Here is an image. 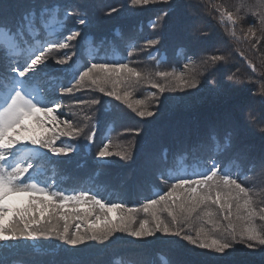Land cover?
Returning a JSON list of instances; mask_svg holds the SVG:
<instances>
[{
  "label": "snow or ice",
  "instance_id": "obj_1",
  "mask_svg": "<svg viewBox=\"0 0 264 264\" xmlns=\"http://www.w3.org/2000/svg\"><path fill=\"white\" fill-rule=\"evenodd\" d=\"M129 4L138 8L168 7L149 21L152 35L144 38L143 44L130 42L125 58L85 59L71 79L53 85L46 71L49 65L75 64L77 52L63 51L76 47L73 41L81 50L84 48L83 29L91 22L87 5L77 0H28L18 15L11 16L13 5L0 0V244L7 248L8 241L56 239L70 251L87 247L90 242L105 244L122 233L136 240L178 238L174 242L182 244L193 257L187 264H236L237 254L264 260V183L257 186L254 182L264 175V151L254 154L234 149L232 130L223 135L211 130L204 139L177 141L174 150L163 147L151 156L148 166L154 169L156 181L167 187L153 190L135 206L105 202L88 191L65 193L52 187L54 179L49 183L41 178L45 163L70 159L78 151L76 144L62 138L95 143L98 117H94V106L102 99H75L65 105L64 97L99 92L143 120L159 115L160 97L165 92L198 89L205 74L210 85L219 86L215 73L227 65L229 57L218 52L197 60L180 48L177 55H183L182 69H161L167 61L158 58L163 40L157 29L174 12L193 19L198 11L213 15L228 26V35L238 42L247 41L253 52L264 46V0H241L233 9L185 0H129ZM119 11L118 6L108 7L103 15L110 17ZM249 16L253 19L237 35L238 25ZM194 31L199 33L197 40L207 38L206 31ZM142 54L155 62L153 71H143L136 66L143 61L129 59ZM244 59L251 69L247 81L237 75L238 69L227 76V81L231 86L252 85L247 88L248 100L240 107L237 119L264 137V74L257 77L256 65L246 56ZM145 85L156 91L136 99V87ZM85 106L88 111H84ZM65 108L73 118L62 115ZM74 108L83 111V123L74 119ZM142 131L133 130L135 136ZM133 147L134 142H130L114 150L108 139L98 146L94 158L108 160L115 156L128 163L135 158ZM188 160L196 163L192 171L183 166ZM176 163H180L179 171L172 170ZM69 203L72 209L65 211ZM193 221H198V226ZM160 260L161 264H171L166 257ZM0 264H7L5 257H0Z\"/></svg>",
  "mask_w": 264,
  "mask_h": 264
},
{
  "label": "trees",
  "instance_id": "obj_2",
  "mask_svg": "<svg viewBox=\"0 0 264 264\" xmlns=\"http://www.w3.org/2000/svg\"><path fill=\"white\" fill-rule=\"evenodd\" d=\"M6 4H11L13 7L9 9V15L15 16L23 9L28 0H4ZM49 2L64 3L65 0H49ZM78 3L85 4L88 7L90 25L83 29L82 36L86 43L83 50L73 41L76 47L63 51H76L77 55L73 57L75 64L71 61L68 65H49L46 71H51L49 79L53 84L58 82H66L71 79L72 72L70 67L78 68L85 59L91 60L95 57L101 61H119L127 56V49L131 41H135L137 46L143 44L144 38L152 35V30L148 27L149 21L153 19L158 11L166 8V5H149L146 8L132 7L129 0H77ZM186 3H203L206 6L209 4H222L229 9L241 3V0H185ZM248 2H252L248 0ZM118 6L120 11L110 17L103 15V12L108 7ZM62 15V13H61ZM196 15L203 19V24H195ZM252 17H247L244 22L237 27V35H240L241 28H247ZM191 25V26H190ZM209 25V27H207ZM69 21V27H71ZM185 28V30H184ZM194 28H199L207 32V38L197 40L199 33L194 31ZM213 28L218 35H214ZM162 36V45L158 46L159 57L166 58V63L160 67L162 70L176 67L182 69L184 63L183 55H177V50L184 48L188 55L194 59L200 57L220 53L229 57L227 65L215 73V79L218 82V87L214 88L208 83L207 74L202 77V83L198 89H189L185 92H165L160 97L162 104L159 108V115L155 118L141 119L136 116L130 109L112 97H106L99 94L93 96L78 92L74 97H64L63 103L71 105L75 99H91L100 97L102 102L100 105L94 106L98 108L94 113V117H98V126L96 129L95 143L87 145V142L80 138L79 140H67L66 142L76 144L78 151L71 155L70 159H63L59 163L66 169L65 178L54 189L72 193L74 191L66 189L68 185L74 188L75 185H81L91 194H98L105 202H123L127 206H135L143 201L145 196L151 194L153 190H166V185L159 184L154 175V169L148 166V158L158 152H153L151 149L156 147L159 151L163 147L175 149L177 141L185 143H194L206 138L209 131H206V126H200L196 118L200 114L198 112L208 114L212 130L217 131L220 135L232 130L234 126L228 123L227 126L222 125V114H226L231 120L230 112L235 108L241 107L247 100V88L252 85L244 83L236 86H231V82L227 81V76L233 71H237V75L247 81V77L251 74V69L244 59L246 56L257 67V77L264 74V46L260 47L259 52H253L247 41H237L228 35V26L221 24L213 15L201 14L199 11L194 14V19L186 17L179 12H174L173 15L162 21V27L157 29ZM177 33V34H176ZM173 35V36H172ZM177 35V36H176ZM180 39L175 46L174 59L170 58L171 42H175V38ZM217 43L214 50H207L210 42ZM226 44L229 45L226 46ZM264 45V41H262ZM206 46V47H205ZM154 51V50H150ZM243 52L244 56L240 53ZM61 53H57L60 55ZM79 54V56H78ZM129 59H136L135 57ZM143 61L139 63L143 71H153L155 62L149 61L146 55L142 54L138 58ZM149 91H156L145 86H137L134 91L136 99H143ZM151 103V101H149ZM84 107V111L87 110ZM77 112L74 118L79 123H83V111L80 108L71 109ZM67 118H73L69 115V109H63ZM80 111V114L78 112ZM195 115V116H191ZM123 116V117H122ZM127 121L133 127L126 135V139H120L122 146H128L130 142H134L132 151L134 160L125 163L119 158L116 160L97 162L94 158L98 146L106 142L108 139H113L114 130L119 124ZM186 121V125L181 133L174 135V130L177 125ZM196 121V122H195ZM238 120L235 119L236 123ZM193 124V128L189 126ZM130 127V126H129ZM182 127V126H181ZM250 139L248 144H252L261 137L254 127H250ZM122 135L127 129L122 127ZM134 129H143L140 136H135ZM118 130V129H117ZM157 130V131H156ZM203 130V132H201ZM201 132V133H200ZM200 135L197 137V135ZM189 136V137H188ZM129 139V141H125ZM234 149L235 146H234ZM243 150V148H242ZM257 149H253V145L249 152L256 154ZM118 159V160H117ZM173 162L170 161V164ZM183 166L192 171L196 168V163L193 160H188L183 163ZM173 171L180 170V163L173 164ZM48 179V178H47ZM252 183L251 181H249ZM248 182V183H249ZM76 192V191H75ZM79 192V191H78ZM264 199V196L261 197ZM71 203L66 206L65 211H70ZM111 215V214H110ZM139 216H143L142 213ZM62 223V222H61ZM198 221H193L194 226H198ZM138 226V223L137 225ZM159 235V234H158ZM178 238L160 237L147 238L145 240H136L126 234L117 233L110 242L100 244L90 242L87 247L81 246L79 250L66 251L69 246L64 245L56 239L40 238V245L46 248V254L39 252L28 253L24 251L28 264H161L160 257H166L171 261V264H187V261L193 259L185 250L182 244L174 242ZM28 242L25 240V243ZM11 241H9L10 245ZM15 245V243H12ZM20 249H23L24 244L17 243ZM239 247V246H238ZM9 248L0 245V257H5L6 260L10 256ZM14 258L10 256L9 260ZM236 264L244 261L245 264H264L259 256L244 257L242 254H237L234 257ZM15 264H23L14 261Z\"/></svg>",
  "mask_w": 264,
  "mask_h": 264
},
{
  "label": "rangeland",
  "instance_id": "obj_3",
  "mask_svg": "<svg viewBox=\"0 0 264 264\" xmlns=\"http://www.w3.org/2000/svg\"><path fill=\"white\" fill-rule=\"evenodd\" d=\"M251 1L254 2V0H251ZM196 18L197 19H196L195 24H199V26H200L201 23L203 24V19L202 18H200L198 15H196ZM207 27H209V25ZM210 29L212 30V32L214 33V35H218L217 32L213 28H210ZM184 30H185V28H184ZM174 38H175V42H171L170 43V44H172V46H171V48L169 50V52H170V58L172 60L175 58L174 57L175 46L177 45V42L180 40V39H177L176 37H174ZM208 44H210V46L207 47V50L208 51L214 50L218 46L217 43L214 42L213 40H212V42H210ZM226 46L229 47L228 44H226ZM135 58L138 59L139 57H135ZM136 66L138 68H141L142 67V65H140V64H137ZM84 92L87 93V94H89V95H91V96H93V94L94 95L95 94L102 95L101 93L95 92V91H84ZM96 109H98V108H96ZM239 109H240V107L239 108H235L234 110H232V112H230L231 120L229 119V122H227V119L226 118L228 116L226 114H222L221 115L222 116V119H221L222 120V125L227 126L228 123H232L233 126H234V131H233V133H234V146H235L236 150H242V148H243V151H248L249 152V150L251 149V147L253 145V149H257L255 153H260L261 151H264V138H258L252 144H248V141L250 139V137H249L250 136V131L249 130H252V129L250 128V126H246L242 122H239V121H237L236 123L234 122V120L237 119ZM198 113H200V114L197 116L196 120L200 124V126H202L203 123H204V125L206 126V128H204V129H206V131L212 130V126L210 125V121H209L210 119H209L208 114H204V113H201V112H198ZM78 114H80V111L78 112ZM62 115L65 118H67L64 111H62ZM191 116H195V115H191ZM185 125H186V121L182 122V124H181L182 127L180 125H177L176 128H175V130H174V135L175 134H178L179 135V133H181L180 131L183 130V128L185 127ZM122 127H125L127 130L122 135H120L123 132ZM132 127L133 126L130 123H128L127 121H123L117 127L118 130L117 129L114 130V132H113L114 138L112 139L114 150L116 149V146H122V143L120 142L121 141L120 139L122 138L124 140V139L128 138V137H126V135L128 134V132H130V130L132 129ZM189 127L190 128H193L194 126L192 124ZM119 131H120V134H119ZM201 132H203V130ZM200 133L197 135V137L200 135ZM125 141L128 142L129 139H127ZM151 151H153V152H159V150L156 147H153L151 149ZM116 158H118V157H115L114 156V157L109 158L108 160H99V159H95V160L97 162H105L106 163L108 161L110 162L112 160H116ZM251 182H253V181H251ZM254 182L257 184V186H259L261 183H264V175L257 176L255 178V181ZM110 216H113L114 217L115 216V213H111Z\"/></svg>",
  "mask_w": 264,
  "mask_h": 264
}]
</instances>
